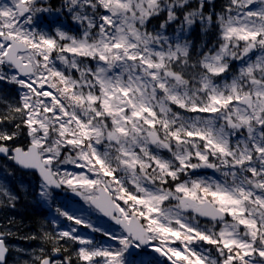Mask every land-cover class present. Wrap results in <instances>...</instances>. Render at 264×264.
I'll return each instance as SVG.
<instances>
[{"label":"snow or ice","instance_id":"snow-or-ice-1","mask_svg":"<svg viewBox=\"0 0 264 264\" xmlns=\"http://www.w3.org/2000/svg\"><path fill=\"white\" fill-rule=\"evenodd\" d=\"M0 82L19 90L0 157L37 200L71 192L120 229L57 207L73 226L22 237L43 243L13 264H264V0H0ZM14 238L0 224V264L28 255Z\"/></svg>","mask_w":264,"mask_h":264},{"label":"rangeland","instance_id":"rangeland-1","mask_svg":"<svg viewBox=\"0 0 264 264\" xmlns=\"http://www.w3.org/2000/svg\"><path fill=\"white\" fill-rule=\"evenodd\" d=\"M222 3L223 0L215 1L217 10H219V7ZM190 38L193 40L195 38V40H197V44L200 43L202 37L198 28L193 31ZM213 38L214 37L211 35L208 37L209 40ZM18 98L19 90L16 85L0 82V112L5 111V105L3 101L15 102L18 100ZM21 141H24L25 143L27 142L24 138L19 139L17 142L20 143ZM164 154L167 155V153ZM4 165H7L9 169L14 171V176L9 179L12 186L21 192V198L16 203V207L14 209H0V224H6L11 219L13 221V230L16 232L17 237L13 239V246L28 250V255L23 257L16 256L14 254L10 260V264H13V261L15 260L29 259L32 251H38L39 247L42 246L43 242L40 240L25 241L21 239L22 237L31 234H39L42 230L51 232L54 228V225L51 223L53 219H56L57 223L65 229L73 226V222L67 221L63 217H57L55 211L57 207H61L62 209H65L69 212H74L77 216H83L86 219H90L94 225L103 227L110 232L120 231L119 229L109 226L102 219V217L96 211L91 209L82 199L78 201L73 200L70 194H68V191L61 190V192H54L53 202H43L37 200L34 196L33 190L38 183V179L33 178L34 174L22 172L20 169L16 168L12 162L7 161L5 158H0V178L5 175L3 170ZM67 167L71 171H80L79 169H75L72 165H68ZM195 176L199 175L195 174ZM200 177L219 178V174L213 172L212 170L210 173L200 175ZM25 192H27V195L24 194ZM77 227L80 236L94 238L98 242H101L105 245L112 244L114 247L117 246L115 242L109 240L100 233H93L90 229H87L83 226ZM134 258L136 264H139L141 260H148L157 257L152 253L151 249H145L143 253L135 255Z\"/></svg>","mask_w":264,"mask_h":264},{"label":"trees","instance_id":"trees-1","mask_svg":"<svg viewBox=\"0 0 264 264\" xmlns=\"http://www.w3.org/2000/svg\"><path fill=\"white\" fill-rule=\"evenodd\" d=\"M49 2L51 4H53L54 6H59V4H60V0H50ZM66 23H69V26L71 27L70 22H66ZM153 23H157L158 24V21H153ZM194 41L196 42L197 40H195V38H194ZM20 143L23 144L25 142L24 141H21Z\"/></svg>","mask_w":264,"mask_h":264},{"label":"water","instance_id":"water-1","mask_svg":"<svg viewBox=\"0 0 264 264\" xmlns=\"http://www.w3.org/2000/svg\"><path fill=\"white\" fill-rule=\"evenodd\" d=\"M197 171H211V169H200V170H197ZM32 172H34V171H32ZM56 191H58V190H56ZM73 194V193H72ZM73 196L74 197H76V198H78V196H76L75 194H73ZM106 218V217H105ZM109 222H111V223H113L114 224V222H112V221H110L108 218H106ZM134 251V250H133Z\"/></svg>","mask_w":264,"mask_h":264},{"label":"flooded vegetation","instance_id":"flooded-vegetation-1","mask_svg":"<svg viewBox=\"0 0 264 264\" xmlns=\"http://www.w3.org/2000/svg\"><path fill=\"white\" fill-rule=\"evenodd\" d=\"M215 1H217V0H215ZM33 178H37V175L34 174V175H33ZM69 193H71V192H69ZM69 193H68V194H69ZM204 222H205V221H204ZM205 223H206V222H205ZM162 259H164V258H162Z\"/></svg>","mask_w":264,"mask_h":264}]
</instances>
